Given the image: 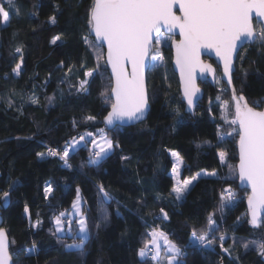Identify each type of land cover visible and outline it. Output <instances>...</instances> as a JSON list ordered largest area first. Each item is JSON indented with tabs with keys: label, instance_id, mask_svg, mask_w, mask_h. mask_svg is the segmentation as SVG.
<instances>
[{
	"label": "trees",
	"instance_id": "trees-1",
	"mask_svg": "<svg viewBox=\"0 0 264 264\" xmlns=\"http://www.w3.org/2000/svg\"><path fill=\"white\" fill-rule=\"evenodd\" d=\"M92 3L14 0L15 6L9 7L7 0H0V6L10 12L9 21L0 23V216L13 264H165L153 261L148 251L143 258L138 255L151 242L148 233L154 229L184 250L180 264H264L257 245L242 246L264 241V218L260 227L249 223L248 192L238 185L237 125L229 124L227 130L225 123L235 118L233 91L222 81L200 83L203 97L193 115L185 113L167 47L163 55L166 82L148 83L146 120L106 130L102 120L112 104L111 78L103 47L89 35ZM50 17L56 22L51 23ZM57 36L60 39L53 44ZM16 47L22 53H14ZM21 56V75L15 76L12 69ZM204 60L216 67L219 76L215 63ZM86 71L93 76L85 77ZM84 80L87 90L78 91ZM232 83L236 96L243 95L250 106L264 110V47L258 41L239 51ZM33 99L38 102L32 103ZM88 116L95 120H87ZM99 129L120 145L99 164H87V145L72 152L71 168L64 166L60 155H47L49 148L62 154L73 137L89 132L96 137ZM231 129L236 131L226 135ZM171 151L192 153L182 167V177L200 170L215 172L213 177L198 178L180 201L171 192ZM221 151L226 153V163L219 158ZM37 153L45 155L40 158ZM99 184L110 193V201L99 195ZM48 185L52 192L46 198ZM77 188L88 228L83 253L64 247L72 243L71 236L56 232L55 224L61 213L66 214L61 220L67 216ZM225 188H231L235 198L221 210ZM210 213L216 228L208 238L214 243L205 249L190 237L193 230L197 235L207 231ZM76 228L73 222L71 232L76 234ZM222 234L231 259L221 251ZM33 245L36 251L30 253Z\"/></svg>",
	"mask_w": 264,
	"mask_h": 264
},
{
	"label": "snow or ice",
	"instance_id": "snow-or-ice-1",
	"mask_svg": "<svg viewBox=\"0 0 264 264\" xmlns=\"http://www.w3.org/2000/svg\"><path fill=\"white\" fill-rule=\"evenodd\" d=\"M9 7H14V0H7ZM178 4L181 15L177 16L173 12V6ZM255 11L258 17L264 18V0H93L88 9L89 35L95 34L96 40L103 41L107 45V60L112 67V74L115 78V84L111 89L114 102L111 104V111L104 117L106 125H113L115 122L135 123L144 119L148 110V95L146 89L145 72L148 67L145 58L148 54L149 45L152 42V33L160 32L161 26L166 27L169 31L178 28L181 36L179 43H174L176 48V65L181 73V85L183 88L184 98L191 109L195 103V97L200 89L195 82V70L200 67L201 71L214 73L211 65H200L199 49L214 48L216 54L223 60L224 75L228 78V84H232L233 73V53L240 46L238 41L259 42L264 47V24L260 25V31L255 33L251 14ZM19 14V9H17ZM10 19V12L4 6H0V23H6ZM51 23H55V17L49 18ZM60 37H54L52 43L55 44ZM157 43H161L157 36ZM86 44H90L88 37H84ZM14 53H22L21 47H16ZM162 60L163 57H160ZM23 56L20 62L16 63L12 72L15 76L21 75ZM131 65V74L127 73L126 66ZM85 77L93 76L92 71H86ZM87 80L81 81L78 91H86L85 85ZM102 95H104L102 93ZM52 98L49 97L51 102ZM232 100L235 103V118L231 124L239 125L238 148L239 164L238 174L242 182H246L250 187L251 193L248 195V208L251 219L249 223L255 228L261 226V217L264 216V111H257L255 107L249 106L243 95L236 96L233 88ZM36 99L32 103H37ZM227 107V105H223ZM87 120H95L94 116L86 117ZM102 135L100 142L93 137L92 133H86L87 137H92L91 143L94 146L90 150V157L87 161L89 165H97L102 159L109 155L120 145L114 144L111 139L104 133V129L98 130ZM233 131H236L235 129ZM231 135V133H229ZM85 141V135L77 140L72 138L67 142L62 154L56 149H49L47 155L57 156L64 161V166L71 168L68 158L72 152L79 147L80 142ZM44 153H37L40 158ZM171 155L179 159L176 152ZM219 158L222 163H226V153L219 152ZM128 159V157H121ZM84 167V165H81ZM174 179L179 176V169L173 166ZM215 175V172L211 173ZM199 173L182 182L177 179L171 192L175 194L176 201L184 198L185 193L193 181L199 178ZM98 193L103 201L112 199L110 193L105 189L103 184H99ZM77 199L73 201V207L78 215L81 216L79 223V235L69 231L72 243L65 244L66 249H77L81 253L87 240V221L80 209V189L77 188ZM52 192L51 185L45 187L46 198ZM9 193L5 191L3 198H7ZM235 198V193L231 188H225L221 191V210L231 203ZM25 212H28L25 206ZM163 218L168 219V214L161 209ZM119 214V213H118ZM61 213L56 217V232H62ZM104 220L108 216L104 214ZM239 219V218H238ZM39 223V221H37ZM99 227V225H97ZM216 221L210 213L207 217V231L197 235L193 230L190 239L195 245L201 248L210 247L214 239L208 236L214 232ZM149 236L152 237V245L155 251L152 260H157L160 253L158 238H163L165 251L170 253L167 257V264H180L181 257L185 256L184 250L177 244L167 238V235L160 230L154 229ZM221 251L229 256L231 253L228 248H224L225 236L219 237ZM249 243L258 247V254L264 256V241L252 240L244 243L242 246L248 248ZM145 248L139 250L138 255L145 257L147 252ZM36 251L35 245L30 253ZM238 259V258H237ZM0 264H11V255L9 252V242L6 232L0 228Z\"/></svg>",
	"mask_w": 264,
	"mask_h": 264
},
{
	"label": "water",
	"instance_id": "water-1",
	"mask_svg": "<svg viewBox=\"0 0 264 264\" xmlns=\"http://www.w3.org/2000/svg\"><path fill=\"white\" fill-rule=\"evenodd\" d=\"M173 12L177 16L181 15V12L179 10V5L178 4H176V5L173 6ZM251 20H252V24H253L255 33L258 34V32L256 31V27L257 26H260L261 24H264V18L258 17L257 14L255 13V11H253V13L251 14ZM161 33H164L166 35H170L171 36V41H170V45H169L170 50H171V67H172L174 73L177 76L178 85H179V94H180L181 102L184 105V111H185V113L190 114V115H193L194 114V111H195V108H196V105L198 104V102L203 97V91H202V88H201V86L199 84L200 83H204V82H208L210 84H213L214 81H215V79H216V67L212 63H210L209 61L204 60V58H207L209 60H212L215 63V65L219 68V71H220V80L227 86L228 89H230L231 91H233V83L231 85L228 84V78L224 75L223 60L220 58V56H218L216 54V50L214 48H203L202 47V48L199 49V62H200V65H204V66L211 65V67L214 69V73L210 74L206 70L202 72L201 69H200V67H197L196 68L195 73H194V76H195L196 85L200 89V92L197 93V95L195 97V103L192 106V108L190 109L189 106H188V104H187V100L184 98V95H183V88H182V85H181V73H180V69L176 65V48H175L173 42L179 43L180 40H181V36H180L179 29L178 28H174L171 31H169L166 27L161 26L160 32H158V33L157 32H153L152 33L153 39H152L151 44L149 45L148 54H147V56L145 58L146 64L148 65V67L146 69V72H145L147 95H148L147 71H148V68H149V65H150L151 53H152V50L154 48L155 38L157 36H159ZM90 36L93 38L94 42L97 45L102 46L103 49H104V62H105L106 68L108 70L109 76L111 78V89H112V87L115 84V78L113 77V74H112V67H111L110 64H108V60H107V51H108L107 45L103 41H99L98 42L96 40V37H95V34L94 33H92ZM237 43L240 46L238 47L237 51L233 53L232 61H233L234 68H233L232 77H233V74L235 72V64H236V59H237V56H238L239 51L244 46H246V45H252V44H254L253 42H249V41H245V40L238 41ZM126 71H127V73L131 74L132 69H131V65L130 64L126 66ZM110 98H111V101L113 103L114 102V96H112L111 90H110ZM148 104H149L148 110H147V112H146L145 117H144L143 120L137 121L135 123H127V122L117 121L113 125H106L105 122H104V118H103V120H102L103 127L106 130H111L115 126L128 127V126L136 125L138 123H141V122L145 121L146 118H147V115L149 113V110H150L149 100H148ZM251 107H253V106H251ZM256 110L257 111H264V110H259L257 108H256ZM109 111H111V106H110L109 110L107 111V113L105 114V116H107V114H108ZM236 125H237V129H239V125L238 124H236ZM238 141H239V135H238V140H237L238 162H237V165H236L237 176H238V185H239L240 188L245 189L248 192V195H249L251 193L250 187L247 186L246 182H242L240 180L239 174H238V164H239ZM246 205H247L248 215H249V220H250L251 219V216H250V212H249V208H248V199H247ZM262 218H264V216L261 217V220H262ZM0 228H3L2 227V219H1V216H0ZM7 240L9 242L8 236H7ZM9 247H10V242H9ZM11 264H13L12 258H11Z\"/></svg>",
	"mask_w": 264,
	"mask_h": 264
},
{
	"label": "rangeland",
	"instance_id": "rangeland-1",
	"mask_svg": "<svg viewBox=\"0 0 264 264\" xmlns=\"http://www.w3.org/2000/svg\"><path fill=\"white\" fill-rule=\"evenodd\" d=\"M158 37L160 38L161 43H157L156 42V39H155L154 48L152 50L151 58H150V65H149V68H148V71H147V81H148V83H151V84H160V85H163L166 82L165 66H164V57H163V55H164V49L167 48V47H169V45H170L171 36L170 35H166L164 33H161ZM160 57H163V59L161 60ZM215 80L218 81V82L221 81L220 80V75L219 76L216 75V79ZM233 106L235 108V103L234 102H233ZM225 123H226L227 130L229 129L228 128L229 124H230V126L232 128H234V125L231 124V121H228L226 119L225 120ZM237 131H238V129H237ZM232 132H233V129H231V131H229L228 133H226V135H229V133H232ZM83 135H85V141L80 142L79 146H81V145H87V146H89V149L90 150L93 149L94 146L91 143L92 137H87L86 136V133L83 134ZM101 135L102 134L100 133L99 135H97L96 137H94V138L97 139L98 143L100 142ZM79 137L80 136H77L75 138L78 140ZM65 147H67V145ZM172 152H176V151H171L170 152V156H171V158L173 160V166L175 165L177 167V169H179V172H180L179 176H177L175 179H174V175L175 174L173 173V167H172L171 171L169 172V177L172 180L173 185L176 183L177 179L182 182L184 179H189L192 176H196L198 173L200 174L199 175V178L200 177H213V176H215V175H212L211 174L214 171L200 170V171L196 172L194 175H192L190 177H182L181 176L182 167L184 165H187L190 162L191 157H192V153H188V152H184V151L176 152L178 154V156H179V159H177L176 157H173L171 155ZM195 181H193V183ZM192 184L189 186V188L192 186ZM76 199H77V195H76V198L74 199V201ZM82 205H83V201H82V199H80V209H81V212H82ZM82 214H83V212H82ZM64 219H66L68 221L67 224L63 222ZM80 219H81V216L77 214L76 209L73 207V203H72L71 209L67 212V216L61 220L62 221L61 228L63 229V231L60 232V233H68L69 234L71 225H72L73 222H75L76 223V227H77L76 228V235L78 236L79 235V231H78L79 230V223H78V221ZM162 240H163V238H162ZM163 242H164V240H163ZM192 243H193V241H192ZM197 246H199V245H197ZM203 248L207 249L208 246H205ZM145 251L146 252L148 251L149 256L152 257L153 252L155 251V249L153 248V245H152L151 242L149 243V245L145 249ZM159 255H160V257L157 260H155V262L159 261L160 263H164L165 262V264H167V257L169 255H171V254L168 253V252H166L164 250V252L163 251L160 252Z\"/></svg>",
	"mask_w": 264,
	"mask_h": 264
},
{
	"label": "crops",
	"instance_id": "crops-1",
	"mask_svg": "<svg viewBox=\"0 0 264 264\" xmlns=\"http://www.w3.org/2000/svg\"><path fill=\"white\" fill-rule=\"evenodd\" d=\"M158 243L160 245V252H162V251L164 252V250H165V243L163 242L162 238H158ZM159 257H160V255H159Z\"/></svg>",
	"mask_w": 264,
	"mask_h": 264
},
{
	"label": "built area",
	"instance_id": "built-area-1",
	"mask_svg": "<svg viewBox=\"0 0 264 264\" xmlns=\"http://www.w3.org/2000/svg\"><path fill=\"white\" fill-rule=\"evenodd\" d=\"M49 149H56L58 151L57 148H49ZM63 222L66 223L67 221L64 219Z\"/></svg>",
	"mask_w": 264,
	"mask_h": 264
}]
</instances>
